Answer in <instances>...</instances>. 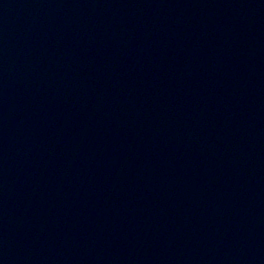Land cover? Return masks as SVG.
I'll return each instance as SVG.
<instances>
[{
    "label": "water",
    "instance_id": "water-1",
    "mask_svg": "<svg viewBox=\"0 0 264 264\" xmlns=\"http://www.w3.org/2000/svg\"><path fill=\"white\" fill-rule=\"evenodd\" d=\"M0 264H264V0H0Z\"/></svg>",
    "mask_w": 264,
    "mask_h": 264
}]
</instances>
